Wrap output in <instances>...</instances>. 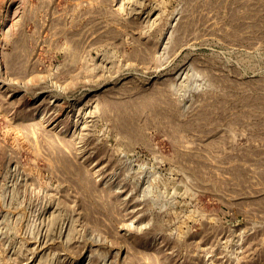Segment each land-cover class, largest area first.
<instances>
[{"label":"rangeland","instance_id":"rangeland-1","mask_svg":"<svg viewBox=\"0 0 264 264\" xmlns=\"http://www.w3.org/2000/svg\"><path fill=\"white\" fill-rule=\"evenodd\" d=\"M0 264H264V0H0Z\"/></svg>","mask_w":264,"mask_h":264}]
</instances>
